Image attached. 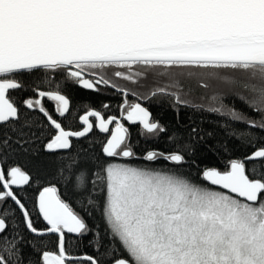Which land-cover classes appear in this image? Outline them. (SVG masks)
Listing matches in <instances>:
<instances>
[{
    "label": "snow or ice",
    "instance_id": "snow-or-ice-1",
    "mask_svg": "<svg viewBox=\"0 0 264 264\" xmlns=\"http://www.w3.org/2000/svg\"><path fill=\"white\" fill-rule=\"evenodd\" d=\"M200 74L258 114L230 112L242 157L127 99L74 127L69 89L181 104ZM124 121L171 150L138 152ZM0 264H264V0H0Z\"/></svg>",
    "mask_w": 264,
    "mask_h": 264
},
{
    "label": "trees",
    "instance_id": "trees-1",
    "mask_svg": "<svg viewBox=\"0 0 264 264\" xmlns=\"http://www.w3.org/2000/svg\"><path fill=\"white\" fill-rule=\"evenodd\" d=\"M151 90L148 94L149 96L147 98V102L152 110L154 119L167 127L169 131L176 128L178 124H183L185 126L195 124L205 133L212 134L209 137V143L215 144L216 148L219 149V152L214 157L213 162L226 159L229 156L233 158L242 157L246 151H251V148H245L239 139L229 135L231 132L240 133L241 131L247 130L242 123L231 118V108L227 110L222 109L215 111L216 109L213 108L191 104L185 99L181 100L186 101V103L176 104L174 96L167 94L152 96ZM68 95L71 99L74 114L84 112L89 108L103 110L100 107L101 102L109 104L110 108L113 109H119L120 107L121 98L118 97L119 95L115 92H105L98 95L83 89L72 88L69 89ZM244 96L246 97V94H244ZM237 99L238 98L235 96H231L226 101L228 104L234 105L237 104ZM240 101L246 105V100L240 99ZM177 113H179V120H177ZM243 113L250 117L255 116L253 110L250 108ZM166 137L167 133H161L158 137H155L154 135L152 137L147 136L146 140L135 141L132 144L136 145V149L139 151L156 149L167 152L171 149ZM97 139H101V137L99 136ZM96 148L97 150L99 149L98 143ZM169 167L171 166L169 165ZM97 222L99 223V221ZM89 223L91 224L92 221H89ZM101 227L103 228L102 223Z\"/></svg>",
    "mask_w": 264,
    "mask_h": 264
},
{
    "label": "rangeland",
    "instance_id": "rangeland-1",
    "mask_svg": "<svg viewBox=\"0 0 264 264\" xmlns=\"http://www.w3.org/2000/svg\"><path fill=\"white\" fill-rule=\"evenodd\" d=\"M193 73H199L200 70L193 69ZM227 77L224 80H208L207 77L200 75H193L191 78L186 79L184 81L185 85L187 86L185 92L181 94V99H185L187 102L200 105L207 108H218L227 110L230 109L235 110L236 112L239 111V108L228 104L226 101L231 96H235L236 98H240L241 95L245 93L240 92L239 95L237 94V90L234 89L230 84H228ZM116 83L124 89L131 90L138 95L146 96L149 94L150 90L152 89V85L150 81L141 80L139 83H133L124 80H116ZM163 83V82H162ZM147 84V86H145ZM207 84L208 86L205 87L204 85ZM188 89H191L188 91ZM238 101V100H237ZM237 105L241 103L240 99L237 102ZM234 107V109H232Z\"/></svg>",
    "mask_w": 264,
    "mask_h": 264
},
{
    "label": "flooded vegetation",
    "instance_id": "flooded-vegetation-1",
    "mask_svg": "<svg viewBox=\"0 0 264 264\" xmlns=\"http://www.w3.org/2000/svg\"><path fill=\"white\" fill-rule=\"evenodd\" d=\"M124 89V88H123ZM128 93H129V95H127L126 97H122L120 94H118L119 96L118 97H120L121 98V100L122 99H127V101L129 102V103H134V102H138V103H141L142 104V106H144V107H146V108H148L149 109V111L151 112V114H152V118L154 119V116H153V113H152V110H151V108L149 107V105H148V102H147V98H148V96L149 95H146V96H141V95H138V94H136L135 92H133V91H131V90H128V89H125ZM90 92V91H89ZM107 92H112L111 90H108ZM93 93V92H92ZM112 93H114V92H112ZM96 94V93H95ZM12 95H18V94H16V93H12ZM238 100V99H237ZM45 104H46V106L48 107V109L50 110V111H52V109H53V104L52 103H49V102H47V101H45ZM109 105V104H108ZM234 106H237L238 108H239V111H241V112H245L246 110H248L249 108L241 101V103H239V105H237V104H234ZM92 109H94V108H92ZM213 109H218V108H213ZM233 109H234V107H233ZM89 110V109H88ZM88 110H86V111H88ZM95 110H97V109H95ZM219 110H222V109H219ZM86 111H84V112H81V113H78V114H75V117H74V120H73V123H74V127H79V120H78V117L79 116H81V115H83ZM98 111H101V112H103V114L105 115V117H107V116H109V115H119L120 114V107H119V109H113V108H110V106H109V108H107V109H103V110H98ZM72 112L74 113V111L72 110ZM253 113H254V115L255 116H251L252 118H254V119H259V116H258V114L255 112V111H253ZM54 118H55V114H54ZM90 119H93L94 120V118H90ZM155 120V119H154ZM155 121H157V120H155ZM159 122V121H158ZM124 124H125V126L126 127H128L129 128V130H130V132H131V143H133V142H135V141H142V140H146V138H147V136H149V134H147V133H145V135L144 136H141L140 134H139V130H140V126L139 125H130V124H128V122L127 121H124ZM111 127H113V126H110V128ZM154 135V134H153ZM160 135V134H159ZM89 136L90 137H94V138H97V137H101V139H104L105 137H106V134H103V133H100V132H98V131H93L92 133H90L89 134ZM137 150V149H136ZM138 152H142V151H139V150H137ZM86 245H87V238H85V246L83 247V250L84 251H87V252H90L91 251V249L90 248H88V247H86Z\"/></svg>",
    "mask_w": 264,
    "mask_h": 264
}]
</instances>
